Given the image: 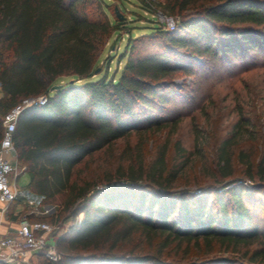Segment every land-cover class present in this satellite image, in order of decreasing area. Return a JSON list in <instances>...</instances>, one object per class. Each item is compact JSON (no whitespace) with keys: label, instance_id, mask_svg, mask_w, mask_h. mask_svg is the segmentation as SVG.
Here are the masks:
<instances>
[{"label":"trees","instance_id":"1","mask_svg":"<svg viewBox=\"0 0 264 264\" xmlns=\"http://www.w3.org/2000/svg\"><path fill=\"white\" fill-rule=\"evenodd\" d=\"M164 8L181 16L178 29L160 26L129 37L124 68L109 78L101 74L100 60L114 34H128L123 11L102 0H0V140L8 110L25 98L47 95L45 104L22 112L14 132L17 161L29 175L25 189L61 207L56 217L43 220L60 224L63 215L82 214L56 238L61 258L50 262L41 255L45 264H264L258 218L264 200L246 201V187L234 184L235 159L248 179L264 182V122L255 131L243 106L213 147L211 172L204 163L213 180L194 184L199 191L176 190L193 155H204L198 127L193 151L174 142L185 161L171 167L168 141L149 163L138 153L114 173L82 176V164L87 167L94 154L133 131L176 124L163 111L183 99L173 82L178 72L206 74L232 58L264 56V0H167ZM144 43L150 48L145 52ZM63 77L73 79L50 91ZM247 138L261 141L257 161L253 147L237 149ZM256 192L264 194V187ZM136 236L146 241L147 252L127 248ZM182 245L185 256L192 246L228 256L166 259Z\"/></svg>","mask_w":264,"mask_h":264},{"label":"rangeland","instance_id":"2","mask_svg":"<svg viewBox=\"0 0 264 264\" xmlns=\"http://www.w3.org/2000/svg\"><path fill=\"white\" fill-rule=\"evenodd\" d=\"M105 5L111 9L123 11L127 16L129 23L126 31L117 32L110 40L103 55L100 64L103 67L101 74L108 73V77L116 75L118 77L124 68L127 60L125 48L130 38L151 33L155 27L169 29L167 18H172L175 27L169 29L176 31L179 26L181 16L171 14L168 9L164 8L167 0H153L155 5L151 8L146 6L141 0H102ZM122 13V12H121ZM147 43V42H146ZM144 43L140 49L143 52L149 50V46ZM113 44V45H112ZM112 45V46H111ZM100 74V75H101ZM100 75L95 76L99 77ZM71 77H63L59 84L70 81ZM176 92L183 95V99L177 98L176 102L169 103L168 108L163 111L166 118L177 120L176 124L172 121L166 124L162 130L133 131L129 137L118 140L113 146L101 150L94 154L87 167L81 166L82 176H103L105 172L114 173L119 165H127L131 159H134L138 153H141L145 163L151 162L159 153L164 142L170 141L168 152L169 167L173 164L185 161L178 157L174 148V142L180 141L187 151H193L195 145V130L200 128L204 133L205 152L204 155H193L190 163L182 172L181 178L177 182L176 190L184 191L197 190L194 184L207 185L211 179L206 167H211L216 141L225 136L230 129L231 124L235 121V116L240 107H244L245 113L252 121L251 126L254 130H260L264 122V56L255 54L242 59L232 58L226 63H219L213 66L206 74H183L178 72L174 77ZM81 83V82H80ZM1 86V85H0ZM209 144V145H208ZM261 141L244 139L237 144L240 147H253L256 149L255 161L258 160V151L260 150ZM176 159V161H174ZM207 162V166L204 163ZM235 165L237 180L236 185H243L245 190L246 201L251 202L252 197H259L264 200V194L256 192V186L264 187V182H253L239 171L240 166L237 160L233 161ZM211 172V168H210ZM190 179L189 181L186 179ZM29 180V175L25 171L16 181L19 190L17 200L10 205L8 209V221H20L23 217L29 216L32 219L41 217H56L61 207L59 205L45 204L41 198L32 195L25 189ZM199 191V190H197ZM213 196L210 197L212 201ZM251 199V200H250ZM30 200H35L41 211L48 210L44 216L31 214ZM68 214V213H67ZM66 214V215H67ZM257 215V214H256ZM82 214L77 216L63 217L59 220L61 226L54 236L56 249L62 255L63 248L57 245V237L69 226L79 221ZM258 218L261 225H264V208L258 212ZM59 227V223L51 222ZM186 245L181 247L174 246L170 253H166L167 260L183 258V262H189L195 259H210L218 256H228L227 252L219 251L217 248L210 252L205 246L190 247V254L185 256ZM127 248L134 249L136 252H147L148 246L142 238L135 237L129 242ZM210 252V253H208ZM38 264H45L44 259L39 258Z\"/></svg>","mask_w":264,"mask_h":264},{"label":"built area","instance_id":"3","mask_svg":"<svg viewBox=\"0 0 264 264\" xmlns=\"http://www.w3.org/2000/svg\"><path fill=\"white\" fill-rule=\"evenodd\" d=\"M169 29L175 27L172 18H167ZM47 95L36 98H25L12 107L3 118L4 131L0 140V217L8 213L10 205L19 195L16 181L26 171L25 166H20L14 144V132L22 112L36 104H45ZM31 214L44 216L48 210L41 211L40 205L35 200H30ZM58 226L41 218L32 219L23 217L16 229L11 233L0 231V264H38L40 256L50 262H57L61 254L56 249L54 234Z\"/></svg>","mask_w":264,"mask_h":264},{"label":"crops","instance_id":"4","mask_svg":"<svg viewBox=\"0 0 264 264\" xmlns=\"http://www.w3.org/2000/svg\"><path fill=\"white\" fill-rule=\"evenodd\" d=\"M3 96V92L0 86V98ZM34 195V194H32ZM18 221H8V214L4 215L3 219L0 217V231L4 234L13 232L18 226Z\"/></svg>","mask_w":264,"mask_h":264},{"label":"water","instance_id":"5","mask_svg":"<svg viewBox=\"0 0 264 264\" xmlns=\"http://www.w3.org/2000/svg\"><path fill=\"white\" fill-rule=\"evenodd\" d=\"M119 15H120V13H119ZM61 85L62 84H54V85H52L51 88H50V91H52V92L56 91L57 89H59L61 87Z\"/></svg>","mask_w":264,"mask_h":264}]
</instances>
